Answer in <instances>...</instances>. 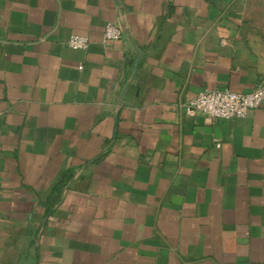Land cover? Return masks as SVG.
<instances>
[{
    "label": "crops",
    "instance_id": "crops-1",
    "mask_svg": "<svg viewBox=\"0 0 264 264\" xmlns=\"http://www.w3.org/2000/svg\"><path fill=\"white\" fill-rule=\"evenodd\" d=\"M262 82L264 0H0V264H264V104L183 107Z\"/></svg>",
    "mask_w": 264,
    "mask_h": 264
},
{
    "label": "built area",
    "instance_id": "built-area-1",
    "mask_svg": "<svg viewBox=\"0 0 264 264\" xmlns=\"http://www.w3.org/2000/svg\"><path fill=\"white\" fill-rule=\"evenodd\" d=\"M124 35V30L118 24L108 21L104 27L105 40H118ZM75 49H87L90 38L82 34H73L67 42ZM264 104V82L252 92L242 93L231 89H214L201 92L184 102L183 107L189 115L203 113L212 120L232 119L247 116L250 110Z\"/></svg>",
    "mask_w": 264,
    "mask_h": 264
}]
</instances>
